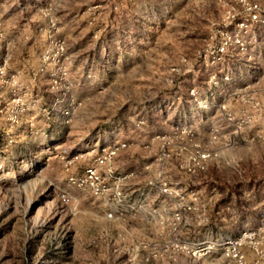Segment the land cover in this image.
<instances>
[{"label": "rangeland", "instance_id": "374dc122", "mask_svg": "<svg viewBox=\"0 0 264 264\" xmlns=\"http://www.w3.org/2000/svg\"><path fill=\"white\" fill-rule=\"evenodd\" d=\"M234 1L0 0V264H126L120 224L67 178L116 142L129 144L118 171L139 170L153 135L181 125L203 143L220 125L227 144L194 181L188 237L250 234L247 261H264V24L232 28L244 49L217 56ZM166 264L224 262L217 251Z\"/></svg>", "mask_w": 264, "mask_h": 264}, {"label": "built area", "instance_id": "2783aa9c", "mask_svg": "<svg viewBox=\"0 0 264 264\" xmlns=\"http://www.w3.org/2000/svg\"><path fill=\"white\" fill-rule=\"evenodd\" d=\"M264 24V0H235L225 7L219 28L221 41L214 47L217 56L224 55L231 46L242 51L243 42L231 29L246 32L252 25ZM216 85V77L211 76ZM224 76L222 81L227 82ZM240 90L233 89L229 97H239ZM212 107L231 113L224 104L213 101ZM156 153L141 169L119 172L115 166L118 155L129 148L127 142L97 148L96 158H84L87 165L79 175L71 174L69 184L87 191L101 203L102 220L120 224L123 244L119 249L126 264H166L180 256L199 258L220 251L224 264H264L248 262L245 247L253 236L242 234L237 238L225 236L221 243L210 247L205 242L188 237V216L196 208V191L192 189L198 176L221 155L226 139L220 125H213L206 143L197 139L191 126H175L165 133H156ZM146 149L149 147L146 144ZM94 151V150H93ZM77 158L65 162L68 168ZM184 195L189 202L183 203ZM140 222L141 228L133 225ZM142 231L143 240L135 239ZM258 258L264 259L263 250L254 248Z\"/></svg>", "mask_w": 264, "mask_h": 264}]
</instances>
